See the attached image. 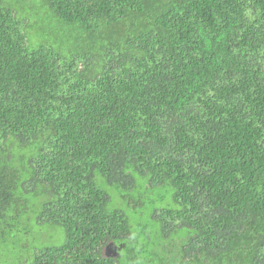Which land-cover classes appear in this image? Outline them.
Masks as SVG:
<instances>
[{"label":"trees","instance_id":"16d2710c","mask_svg":"<svg viewBox=\"0 0 264 264\" xmlns=\"http://www.w3.org/2000/svg\"><path fill=\"white\" fill-rule=\"evenodd\" d=\"M0 264H264V0H0Z\"/></svg>","mask_w":264,"mask_h":264},{"label":"flooded vegetation","instance_id":"af4514ba","mask_svg":"<svg viewBox=\"0 0 264 264\" xmlns=\"http://www.w3.org/2000/svg\"><path fill=\"white\" fill-rule=\"evenodd\" d=\"M107 248H108V251H109V252H111V253H113V252H114V250L116 249L115 247H113V248H112V247H110V246H109V247H107Z\"/></svg>","mask_w":264,"mask_h":264},{"label":"rangeland","instance_id":"374dc122","mask_svg":"<svg viewBox=\"0 0 264 264\" xmlns=\"http://www.w3.org/2000/svg\"><path fill=\"white\" fill-rule=\"evenodd\" d=\"M112 193V191H110Z\"/></svg>","mask_w":264,"mask_h":264}]
</instances>
